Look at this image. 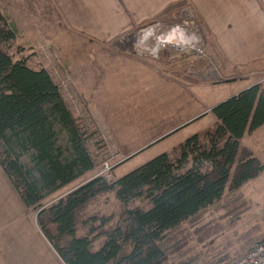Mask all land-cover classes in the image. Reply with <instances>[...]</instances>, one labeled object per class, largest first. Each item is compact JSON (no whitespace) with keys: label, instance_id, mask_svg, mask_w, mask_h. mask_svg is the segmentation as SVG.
Returning a JSON list of instances; mask_svg holds the SVG:
<instances>
[{"label":"trees","instance_id":"obj_1","mask_svg":"<svg viewBox=\"0 0 264 264\" xmlns=\"http://www.w3.org/2000/svg\"><path fill=\"white\" fill-rule=\"evenodd\" d=\"M16 41L0 13V167L65 264H165L169 233L264 170L256 158L241 154L245 135L264 126V90L256 84L213 109L214 129L113 182L89 179L46 206L93 172L110 149L94 122L70 109L46 69L15 59ZM109 193L119 201V218L92 216L80 234L81 212ZM113 218L116 224L102 233L105 241L96 250L92 236Z\"/></svg>","mask_w":264,"mask_h":264},{"label":"crops","instance_id":"obj_2","mask_svg":"<svg viewBox=\"0 0 264 264\" xmlns=\"http://www.w3.org/2000/svg\"><path fill=\"white\" fill-rule=\"evenodd\" d=\"M188 9L214 60H186L172 48L161 52L162 62L136 57L139 29ZM0 13L24 48L54 47L59 28L63 38L74 36L84 50L67 61L82 63L88 109L124 161L144 148L161 147L153 158L214 129L213 109L255 86L251 76L264 72V0H0ZM202 60L205 71L197 66ZM140 138L146 141L136 148L123 145ZM0 264H65L1 167Z\"/></svg>","mask_w":264,"mask_h":264},{"label":"rangeland","instance_id":"obj_3","mask_svg":"<svg viewBox=\"0 0 264 264\" xmlns=\"http://www.w3.org/2000/svg\"><path fill=\"white\" fill-rule=\"evenodd\" d=\"M185 13L187 14L185 15ZM174 16H176L173 18L175 20L172 19L173 16H170V19L172 20H168L169 22L157 19L153 21V23L147 25L163 23L165 27H169L173 24H181L188 21L189 23H196L195 31L197 30L200 34H202V31L199 29L200 26H198V22L195 17H193L191 10H185V12ZM138 32L135 34L134 43H136L135 41L137 39ZM57 36V38L61 40L57 43H53L55 48H24L23 46L18 45L16 41L14 53L15 59L19 60L23 57L27 58L28 65L31 68L35 70L46 69L53 79L54 74H56V71L59 69L58 61L63 60L65 62L64 66H66V69L68 68V74L71 77L72 83L74 82L73 86L80 98L78 106L75 107L71 94L64 86L59 84L67 104L76 115L81 118H90L96 125V121L92 117L90 109H88L89 105L84 99L85 97L81 91V74L83 71L81 69L82 63H70L67 61L76 54H82L84 49L77 46L78 41L70 33H67V38H63L64 35L60 28L57 30ZM204 49H206L205 52L207 53L204 58L209 62L212 59L214 60L215 57L212 55L211 51H209L207 47H204ZM178 53L183 55L186 60L194 57H190L192 54L187 52L178 51ZM56 55L60 58L55 57ZM136 57L141 59V57L137 55ZM76 60L79 61L78 59ZM154 60H160L159 62H162V57L159 56L158 58H154ZM214 63L218 66L216 62ZM197 66H199L203 71H205L208 67L203 60L202 63H198ZM190 69V72H192L193 69ZM235 75L238 76L239 74ZM255 75H257L255 78L254 76H251L253 77V80H255V84H260L264 90V83H261L264 80V73H256ZM145 141L146 140L140 138V140L136 142H123V145L126 147L132 146L133 148H136L139 143ZM105 143L108 145L106 141ZM142 145H145V143L141 144L139 147H142ZM242 145V158L254 157L258 161L259 165L264 168V126L256 130L254 133L252 132L246 135L245 139L242 141ZM108 147L110 149L109 152L102 157L101 164L93 172L89 173L67 188L59 191L57 194L48 199L45 202V205L48 206L49 204L57 201L89 179L100 176L105 178V176L102 175V171L104 169V164L106 163L112 168L110 176L106 179L109 182H113L118 177L121 178L152 160L154 158H152L154 152L159 151L158 149L161 148L155 146L142 152L146 149L144 148L138 154H127L129 155L128 157L130 160L124 161L123 157H121V153L115 152L114 147L111 145H108ZM158 155L160 154H156V156ZM122 161H124V163H122ZM137 205H139L138 201L133 205L131 204L130 208ZM97 215L99 216V219H102V216L110 215L116 219L119 218L120 204L114 193H109L99 197V199L90 203L81 212L78 222L80 234L86 231L83 229V226H85L84 222L89 220L92 216ZM112 221L113 222L109 224L110 227L106 225L92 236L95 238L94 248L96 250L100 249L105 241L102 233L110 230L113 224H116L114 222V218ZM100 223L101 222L99 221L98 224ZM168 238H172V243L168 249V258L165 264H227L236 259L241 252L248 249L255 242L262 241L264 239V170L257 178L247 182L239 192L226 195L222 201L211 208L206 209L196 217L182 224L176 230L169 233Z\"/></svg>","mask_w":264,"mask_h":264},{"label":"built area","instance_id":"obj_4","mask_svg":"<svg viewBox=\"0 0 264 264\" xmlns=\"http://www.w3.org/2000/svg\"><path fill=\"white\" fill-rule=\"evenodd\" d=\"M195 27L196 23H189L188 21L169 27H165L163 23L144 26L138 30L139 32L137 31L134 52L139 57L158 58L162 51L172 48L176 51L206 57L207 53L202 45V37L197 30L195 31ZM58 62L59 69L54 74V79L67 89L73 98L75 107H77L80 98L66 67L61 61ZM261 83H264V80ZM111 170L112 168L107 163L104 164L102 175L108 178ZM227 264H264V239L252 244L248 249L241 252L236 259Z\"/></svg>","mask_w":264,"mask_h":264}]
</instances>
